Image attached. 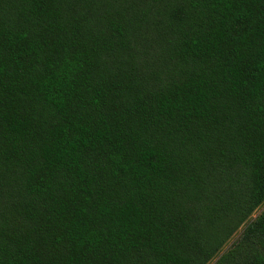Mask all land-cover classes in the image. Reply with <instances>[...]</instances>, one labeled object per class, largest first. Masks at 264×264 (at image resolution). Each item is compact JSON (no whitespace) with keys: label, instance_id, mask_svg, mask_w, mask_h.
Wrapping results in <instances>:
<instances>
[{"label":"trees","instance_id":"1","mask_svg":"<svg viewBox=\"0 0 264 264\" xmlns=\"http://www.w3.org/2000/svg\"><path fill=\"white\" fill-rule=\"evenodd\" d=\"M216 257L264 264V0H0V264Z\"/></svg>","mask_w":264,"mask_h":264},{"label":"rangeland","instance_id":"2","mask_svg":"<svg viewBox=\"0 0 264 264\" xmlns=\"http://www.w3.org/2000/svg\"><path fill=\"white\" fill-rule=\"evenodd\" d=\"M260 209L255 210L251 216L249 217V219L247 221H250L252 219H254V217L258 214ZM242 232V227L239 228L236 233L231 237V239L227 242V244L223 247L222 251L219 253L218 257L225 252L231 245L232 243L238 239L240 233ZM217 257L215 259H213L209 264H213L216 261Z\"/></svg>","mask_w":264,"mask_h":264}]
</instances>
